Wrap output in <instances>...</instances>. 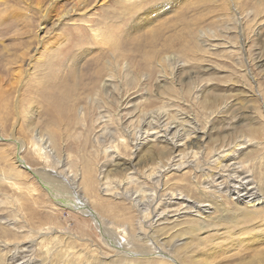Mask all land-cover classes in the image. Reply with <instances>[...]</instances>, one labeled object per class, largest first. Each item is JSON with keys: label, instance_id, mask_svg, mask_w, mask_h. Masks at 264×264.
I'll use <instances>...</instances> for the list:
<instances>
[{"label": "rangeland", "instance_id": "obj_1", "mask_svg": "<svg viewBox=\"0 0 264 264\" xmlns=\"http://www.w3.org/2000/svg\"><path fill=\"white\" fill-rule=\"evenodd\" d=\"M263 196L264 0H0V264H264Z\"/></svg>", "mask_w": 264, "mask_h": 264}, {"label": "bare ground", "instance_id": "obj_2", "mask_svg": "<svg viewBox=\"0 0 264 264\" xmlns=\"http://www.w3.org/2000/svg\"><path fill=\"white\" fill-rule=\"evenodd\" d=\"M124 1H126V2H129L130 0H124ZM152 10V9H151ZM95 35H97L98 36V34L96 33ZM113 45V44H112ZM112 45H109V47H111V48H114ZM149 133V132H148ZM147 133V134H148ZM160 133V132H159ZM193 133V132H192ZM37 141L38 142H40V152H41V154H43V155H45L46 156V154H48L50 151H52V149L54 148V147H52L51 148V150H49V148H50V146H51V144H52V141H51V138H50V142H48L45 138H44V136L43 135H40L39 134V132H37ZM151 134V133H150ZM157 134V133H156ZM142 135V134H141ZM140 135V136H141ZM152 135V134H151ZM160 135V134H159ZM167 135V134H166ZM165 135V136H166ZM144 136V135H143ZM142 136V137H143ZM147 135H145V137H146ZM163 136V135H162ZM174 136V135H173ZM172 136V137H173ZM156 137H158L157 135H156ZM171 137V136H170ZM166 138V137H165ZM168 138H169V136H168ZM143 139V138H142ZM164 139V138H163ZM162 139V140H163ZM167 139V138H166ZM249 139V138H248ZM248 139H247V141H248ZM139 140V139H138ZM168 140V139H167ZM172 140V139H171ZM179 140V139H178ZM170 141V140H169ZM176 141H177V138H176ZM242 141V140H241ZM140 142V141H139ZM167 142V141H166ZM172 142H173V140H172ZM172 142H171V144H172ZM175 142V141H174ZM179 142V141H178ZM50 143V144H49ZM242 143V142H241ZM244 143H245V141H244ZM42 144V145H41ZM236 147V146H235ZM243 147V146H242ZM230 148V147H229ZM235 149V148H234ZM233 149V150H234ZM228 150V149H227ZM235 150H237V149H235ZM113 151V150H112ZM232 152V151H231ZM231 160V159H230ZM236 160V159H235ZM19 161H20V159H19ZM219 161H222V160H219ZM234 166V165H233ZM232 166V167H233ZM179 167V166H178ZM235 167V166H234ZM229 168V167H228ZM242 169V168H241ZM240 169V170H241ZM30 170V169H29ZM234 171V170H233ZM234 173V172H233ZM36 174V173H35ZM235 174V173H234ZM91 175V171L89 170L88 171V173L85 175H83V177L84 178H87L88 179V177ZM133 175V174H132ZM229 175V174H228ZM237 175V174H236ZM248 175V174H247ZM246 175V176H247ZM249 176H250V174H249ZM82 177V178H83ZM232 177V176H231ZM237 179V178H236ZM240 182V181H239ZM242 182H243V185H245V187H244V190H246V189H250L251 191L253 190V188H254V186H252L254 183H251V180L249 179V180H246V182H245V179H243L242 180ZM109 183V181H107L105 184H108ZM248 183H250V184H252L251 186H248ZM256 184H258V183H256ZM240 185H242V183L240 184ZM239 185V186H240ZM257 186V185H256ZM71 187H72V190H71V193H72V198H71V201L70 202H72V203H75V206H77V207H79L83 212H85V213H87V215L89 214L92 218H94L95 220H96V222H97V225L100 227V230H102L103 231V235H104V238H105V241H106V244L107 245H111L112 247H114V248H116V249H118L119 251L118 252H120V255L121 254H123V255H138V256H142L143 258L144 257H149V258H151L152 256H154V254H162L163 256H167V253H165L164 251H160V249L161 248H159V246L156 244V241L155 240H149L150 241V243L148 244V245H150V247H148V248H146V251H144V253H137V247H133L131 244H130V242H132L131 240H127V242L125 241L124 242V240L121 238L120 239V235H119V233H118V231L115 229V227L117 228V229H119V227L117 226V225H111V223H113V222H106L105 221V218H103V217H101L100 215L99 216H97V213H95L92 209H91V207H89L90 205H88V199H86V198H83L82 196H78V197H76L77 196V188H78V184H77V182L73 179V182H72V185H71ZM208 187V186H207ZM211 187V186H210ZM235 187H236V185H235ZM234 187V188H235ZM238 188V187H237ZM212 189V188H211ZM236 189V188H235ZM239 189V188H238ZM151 190H152V188H151ZM207 190V189H206ZM218 190V189H217ZM143 191V190H142ZM153 191H155V190H153ZM212 191H214V190H212ZM139 192V191H138ZM211 192V191H210ZM238 192V191H237ZM239 192H241L240 190H239ZM253 192H255V191H253ZM56 193V192H55ZM141 192H139L138 194H137V196L140 194ZM152 193V192H151ZM258 193V192H257ZM154 194V193H153ZM152 195V194H151ZM231 195V194H230ZM255 195V194H254ZM257 195V194H256ZM255 195V196H256ZM141 196H143V195H140V197ZM172 196V195H171ZM173 196H174V194H173ZM176 197H177V199L178 198H184V197H186V196H184L183 195V193H180L178 196L177 195H175ZM237 196H239L238 194H237ZM261 196V195H260ZM146 197V196H145ZM258 197H259V195H258ZM264 197V196H263ZM262 197V198H263ZM144 198V197H143ZM173 198V197H172ZM134 199V198H133ZM138 199V198H137ZM169 199H171V198H169ZM135 200V199H134ZM148 200V199H147ZM185 200H187L186 198H185ZM190 200V199H189ZM257 200H259V198H257ZM172 201V200H171ZM136 202V201H135ZM134 202V203H135ZM192 202V201H191ZM190 202V203H191ZM258 202H261V201H258ZM172 203V202H171ZM185 203V202H184ZM186 203H187V201H186ZM198 203V202H197ZM224 203V202H223ZM136 205H139V206H142V207H145V205L147 206V203H145L144 202V200L143 201H141V199L140 200H138L136 203H135ZM170 204V203H169ZM218 204H220V203H218ZM72 205H74V204H71V205H68V206H72ZM192 205H194V204H192ZM224 205V204H223ZM195 206V205H194ZM205 206H210L209 205V203L207 204V202H202V203H199L198 205L196 204V206H195V209H197L196 207H199L200 209H201V207H204V208H202L204 211L203 212H207V211H209V209H207ZM82 207V208H81ZM141 207V208H142ZM147 207H149V206H147ZM147 207L146 208H143L142 210L140 209L139 211L140 212H142L143 210V212H146L147 211ZM225 207V206H224ZM190 208V207H189ZM192 208V207H191ZM151 209V208H150ZM187 209V208H186ZM199 209V211H201ZM226 209V208H225ZM87 211V212H86ZM149 211V210H148ZM147 211V212H148ZM147 212H146V215H147ZM185 212V211H184ZM149 213V212H148ZM187 213V212H186ZM208 213V212H207ZM203 214V213H202ZM158 215V214H157ZM197 215V214H196ZM110 224V225H109ZM115 226V227H114ZM193 226L194 225H192L191 226V228H193ZM121 232V231H120ZM125 232L126 233H128V230H125ZM262 236H264V233H261V234H259L258 236H253V237H250V238H248V239H243V241L245 242L244 243V245H245V248H250V247H252V246H255V245H257L256 243H258V241H257V239H261V237ZM132 240H142L141 238H137V237H135V236H133L132 237ZM63 240H61L60 239V236L56 233V247H57V245L58 244H61V242H62ZM242 243V242H241ZM241 243H240V245H241ZM157 246V247H156ZM242 246V245H241ZM189 247V244L188 243H184L183 244V249L184 248H188ZM58 248V247H57ZM56 248V249H57ZM151 248V249H150ZM215 248L216 247H214V249L212 250V251H214L215 250ZM247 248V249H248ZM50 250H52L53 251V248H49ZM128 250H132V252H130V253H128L127 254V252L126 251H128ZM74 252V251H73ZM117 252V254H119ZM156 252V253H155ZM60 252H58V250H57V259H58V261H59V263H63L64 262V256H65V259L66 258H68V257H66L68 254H66V255H64V254H59ZM66 253V252H65ZM261 253V255H260V258L262 259V260H264V252H260ZM259 253V254H260ZM73 255V254H72ZM157 255V256H158ZM201 256V254L200 253H198L195 257H194V261L195 262H197L198 260H199V257ZM49 257H47L46 259H48ZM103 261H105V260H103ZM89 263V262H88ZM23 264V263H22ZM38 264H45V259L44 260H42L41 262H38Z\"/></svg>", "mask_w": 264, "mask_h": 264}]
</instances>
